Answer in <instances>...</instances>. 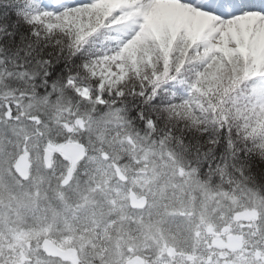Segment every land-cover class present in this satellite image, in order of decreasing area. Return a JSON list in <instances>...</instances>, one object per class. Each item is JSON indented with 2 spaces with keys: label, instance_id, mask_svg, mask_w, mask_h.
<instances>
[{
  "label": "snow or ice",
  "instance_id": "1",
  "mask_svg": "<svg viewBox=\"0 0 264 264\" xmlns=\"http://www.w3.org/2000/svg\"><path fill=\"white\" fill-rule=\"evenodd\" d=\"M0 264H264V0H0Z\"/></svg>",
  "mask_w": 264,
  "mask_h": 264
}]
</instances>
